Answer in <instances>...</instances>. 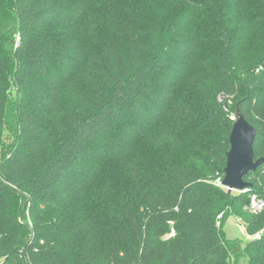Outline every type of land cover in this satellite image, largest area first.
Masks as SVG:
<instances>
[{"label": "trees", "instance_id": "trees-1", "mask_svg": "<svg viewBox=\"0 0 264 264\" xmlns=\"http://www.w3.org/2000/svg\"><path fill=\"white\" fill-rule=\"evenodd\" d=\"M238 110L258 160L264 0H0V264H264Z\"/></svg>", "mask_w": 264, "mask_h": 264}, {"label": "water", "instance_id": "water-1", "mask_svg": "<svg viewBox=\"0 0 264 264\" xmlns=\"http://www.w3.org/2000/svg\"><path fill=\"white\" fill-rule=\"evenodd\" d=\"M234 124L230 135V150L227 153L223 188L232 192L243 193L252 187L245 177L255 172L264 164V157L255 160L254 144L257 136L256 129L238 110L233 119Z\"/></svg>", "mask_w": 264, "mask_h": 264}, {"label": "rangeland", "instance_id": "rangeland-1", "mask_svg": "<svg viewBox=\"0 0 264 264\" xmlns=\"http://www.w3.org/2000/svg\"><path fill=\"white\" fill-rule=\"evenodd\" d=\"M241 227H242L241 222L233 214H231L226 218L223 224V232L229 241L240 242L242 249H244L246 248L247 244L251 239L249 236L244 234ZM247 263H248L247 256H243L239 264H247Z\"/></svg>", "mask_w": 264, "mask_h": 264}, {"label": "built area", "instance_id": "built-area-1", "mask_svg": "<svg viewBox=\"0 0 264 264\" xmlns=\"http://www.w3.org/2000/svg\"><path fill=\"white\" fill-rule=\"evenodd\" d=\"M222 181H223V180L218 179V180L216 181V184H217L218 186H220V187L223 188V186H222ZM224 189H225V188H224ZM226 190H227V189H226ZM245 192H246V191H245ZM246 210H247L250 214H253V215H258V214H260V213L264 210V200L261 199V198H259V197H257L256 195H253V196L251 197V199H250V203H249V205L246 207ZM241 226H242V225H241ZM241 228H242V230H243V232H244V234H245L244 227L242 226ZM262 234H263V232L258 233V234H256L255 236L250 237V239H256V240H259V239H261Z\"/></svg>", "mask_w": 264, "mask_h": 264}]
</instances>
